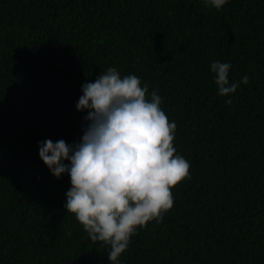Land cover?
<instances>
[{"label": "trees", "instance_id": "trees-1", "mask_svg": "<svg viewBox=\"0 0 264 264\" xmlns=\"http://www.w3.org/2000/svg\"><path fill=\"white\" fill-rule=\"evenodd\" d=\"M213 61L249 83L220 96ZM109 67L157 92L191 165L118 264H264V0H0V264H111L39 156L81 142L82 86Z\"/></svg>", "mask_w": 264, "mask_h": 264}, {"label": "clouds", "instance_id": "clouds-1", "mask_svg": "<svg viewBox=\"0 0 264 264\" xmlns=\"http://www.w3.org/2000/svg\"><path fill=\"white\" fill-rule=\"evenodd\" d=\"M220 10L229 0H203ZM230 63L213 61L218 94L229 97L249 77L230 82ZM136 75L121 76L109 67L82 86L77 109L88 110L81 142L46 140L39 156L51 173H67V213L75 216L92 243L109 246L108 259L118 264L131 238L150 221L160 223L174 206L172 189L190 179V163L174 146L177 125L161 108L162 98ZM226 104L231 105L232 99ZM69 161V164H65Z\"/></svg>", "mask_w": 264, "mask_h": 264}]
</instances>
